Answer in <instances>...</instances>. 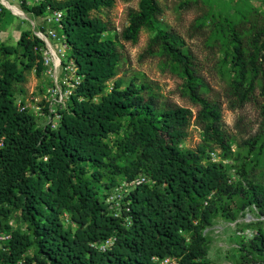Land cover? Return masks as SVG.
Returning a JSON list of instances; mask_svg holds the SVG:
<instances>
[{"label": "trees", "instance_id": "16d2710c", "mask_svg": "<svg viewBox=\"0 0 264 264\" xmlns=\"http://www.w3.org/2000/svg\"><path fill=\"white\" fill-rule=\"evenodd\" d=\"M114 4L42 0L30 6L23 0L22 10L36 17L49 8L64 13L62 32L81 78L67 107L57 109L62 118L56 129L46 119V100L40 103L45 115L38 116L32 108L20 111L14 93L25 72L34 70L41 77L47 71L44 42L26 31L16 47L0 44V233L12 235L8 250H0V264H157L154 257L174 258L178 264H219L209 260L206 235L214 219L234 221L246 208L264 216V188L247 177L231 179L226 162L237 154L221 109L203 96L198 66L180 37L157 25L156 0H141L124 36L136 42L143 28L155 30L191 99L201 107L197 119L203 144L185 147L194 117L189 109L162 108L143 94L149 85H139L135 77L117 78V44L107 23L93 17ZM209 16L214 32L230 38L231 51L224 60L243 102L260 77L264 30L253 38L247 56L233 19L222 12ZM38 119L46 123L39 126ZM246 145L264 150V141L255 138ZM139 175L151 183L123 193L120 210L107 202L123 182ZM15 218L26 231L12 227ZM258 233L243 239L239 264H264V236ZM110 238L115 243L105 252L90 246Z\"/></svg>", "mask_w": 264, "mask_h": 264}, {"label": "rangeland", "instance_id": "374dc122", "mask_svg": "<svg viewBox=\"0 0 264 264\" xmlns=\"http://www.w3.org/2000/svg\"><path fill=\"white\" fill-rule=\"evenodd\" d=\"M7 1L13 6L16 5L26 16L16 15L0 0V44L16 47L24 32L32 31L35 34L38 28L42 29L41 18L24 12L17 0ZM156 1L160 7L157 25L180 37L184 49L194 56L198 66L203 96L217 103L221 109L224 128L235 143L233 150L237 154L231 162H226L231 166V179L238 182L247 177L264 188L263 147L258 146L251 150L246 145L253 138L258 142L264 141V54L259 60L262 67L260 77L254 81L247 94L248 99L241 102L236 94L235 75L224 60L226 53L231 51L230 38L222 35V32H214L209 16H217L222 12L233 19L248 56L252 50L253 38L264 30V0ZM140 3L141 0H115L111 9L94 12L93 17H99L107 23L110 31L108 35L117 44L121 55L117 78L127 81L135 77L139 85L150 86V90L143 91V94L147 97L153 96L162 108L176 105L193 113L185 147L196 149L204 141L203 126L197 119L201 107L191 99L180 69L173 66L172 58L163 50L162 42L158 40L154 29L143 28L136 42L127 40L124 36L132 14L139 11ZM53 44L56 46L55 42ZM252 76L253 74L250 75L251 78ZM25 78L23 83L14 84L17 102L31 98L46 100L49 91L59 89L65 96L69 88L60 79L57 81L48 70L41 77L34 70L27 71ZM56 99L53 101L55 108L67 107L66 98L64 105L60 103L59 97ZM45 123V119H38L39 126ZM219 153L217 151L213 159H219ZM239 171L242 175H239ZM237 213L234 221L218 216L214 219L213 226L206 231L209 260L219 264H239L242 254L239 249L243 239L252 240L258 232L264 236V216L249 208L241 209ZM10 224L14 229L26 231L25 225L16 218Z\"/></svg>", "mask_w": 264, "mask_h": 264}, {"label": "built area", "instance_id": "2783aa9c", "mask_svg": "<svg viewBox=\"0 0 264 264\" xmlns=\"http://www.w3.org/2000/svg\"><path fill=\"white\" fill-rule=\"evenodd\" d=\"M26 1L27 4L31 6L40 4L42 0H31V3H29L28 0ZM0 11H2L1 8ZM63 17L64 13L62 11L52 10L49 8L47 13L41 17L42 28L45 29L44 32L41 28H38L37 32H35V35L40 38L45 44V49L43 50V60L48 72L54 75L57 81L60 79L61 81H63V83L69 85L65 96H63L62 94V90L59 89L55 91H49L45 97L50 109V115L47 116L48 122L52 124V127L54 129L58 127L59 121L62 117L59 114L57 108H55L53 101H55V99L59 97L60 103L64 105V98L68 100V98L72 95V89L75 88V86L81 81V78L76 74V65L74 61L69 57V45L66 41L65 34L62 32ZM53 42H55L56 46H54ZM48 95L50 96V98H48ZM41 102L42 100L39 101L38 98H31L25 103L20 100L17 102V105L20 111L32 108L35 114H37L38 116H44L45 114L43 112V107L40 106ZM3 146L4 139H0V148H2ZM214 160L216 161V159ZM148 183H151V179L145 175H139L131 181H125L121 184L120 187L115 190V192L111 196H109L107 202L110 204L114 203L115 209L117 208V210H120V200L123 193H129L132 190ZM112 208L114 207L112 206ZM118 215L119 213L117 212L115 216L118 217ZM11 240L12 235L10 233H0V250H8V243ZM114 243L115 239L110 238L102 242L101 244L92 243L90 246L92 249L105 252L111 249ZM153 261L157 264H178L177 259L170 257H154Z\"/></svg>", "mask_w": 264, "mask_h": 264}, {"label": "bare ground", "instance_id": "6f19581e", "mask_svg": "<svg viewBox=\"0 0 264 264\" xmlns=\"http://www.w3.org/2000/svg\"><path fill=\"white\" fill-rule=\"evenodd\" d=\"M4 4H5V6H6L8 9L12 10L16 15H18V16H22V17H25V18H26L25 14L22 13V12L19 10V8H18L17 6H13L11 3H9V2L6 1V0H4Z\"/></svg>", "mask_w": 264, "mask_h": 264}, {"label": "crops", "instance_id": "0c3cea01", "mask_svg": "<svg viewBox=\"0 0 264 264\" xmlns=\"http://www.w3.org/2000/svg\"><path fill=\"white\" fill-rule=\"evenodd\" d=\"M2 1V3L4 4V0H1ZM7 1V0H6ZM18 2H19V4L20 5H22V3H23V0H17ZM5 5V4H4ZM14 6H16V5H14ZM22 9V8H21ZM40 26H42V23L40 24ZM39 27V26H38Z\"/></svg>", "mask_w": 264, "mask_h": 264}]
</instances>
